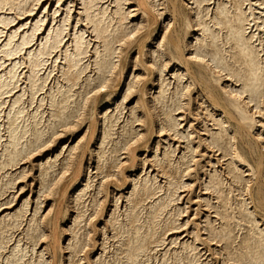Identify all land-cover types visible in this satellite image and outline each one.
Segmentation results:
<instances>
[{
  "label": "bare ground",
  "instance_id": "6f19581e",
  "mask_svg": "<svg viewBox=\"0 0 264 264\" xmlns=\"http://www.w3.org/2000/svg\"><path fill=\"white\" fill-rule=\"evenodd\" d=\"M50 2L0 0V264H264V0Z\"/></svg>",
  "mask_w": 264,
  "mask_h": 264
},
{
  "label": "rangeland",
  "instance_id": "374dc122",
  "mask_svg": "<svg viewBox=\"0 0 264 264\" xmlns=\"http://www.w3.org/2000/svg\"><path fill=\"white\" fill-rule=\"evenodd\" d=\"M71 0H62V11L60 12V13H62V12H65V10H66V6L69 4V2H70ZM74 1V9H73V14H74V24H75V20H76V18L75 17H77V14H78V11H79V8L81 7L80 6V0H73ZM57 2H58V0H51V2H50V10L48 11L47 10V13H48V18L50 19V20H53V17H54V11H55V9L57 8ZM41 11L40 12H42L43 10H44V8H42V9H40ZM169 19V16H168V12L167 13H165V15L161 18V22H160V24H162V25H164V20H166V22H167V20ZM163 27V26H162ZM155 43V42H154ZM154 43H150V48H153V47H155L156 46V44H154ZM149 56V55H148ZM147 56V57H148ZM171 69V72L174 70V67L171 65V67L169 68V70ZM134 72V71H133ZM135 72L138 74L139 72H140V70L138 69V70H135ZM172 73H174V71L172 72ZM157 74V73H156ZM159 77V75H157V78ZM153 90V91H152ZM154 91H155V89H152V88H149V90H148V98L151 100L152 99V95H153V93H154ZM198 92L197 91H195V93H194V97L195 98H197V101H202V98H200L199 97V93L197 94ZM199 97V98H198ZM136 99H137V95L136 94H134L133 96H131V98L126 102L127 104V106H128V109H129V107H132L135 103V101H136ZM196 101V102H197ZM196 102H195V104H196ZM114 104H115V102H114ZM113 106H115V105H113ZM203 107H205L204 106V104H203ZM198 117V118H197ZM188 120H192L191 122L193 123V126H194V129L198 132L199 131V133H198V135H201V136H203L204 138L206 137V135L204 134L205 132H204V130H203V115H198V116H195V117H192V118H190V117H188ZM86 122L84 123V124H82L81 125V127H79L78 128V130L75 132V134L72 136V137H77L78 135H81L84 131H85V129H86ZM196 127V128H195ZM201 131V132H200ZM81 132V133H80ZM204 132V133H203ZM203 133V134H202ZM205 135V136H204ZM67 137H68V135H67ZM66 137V138H67ZM71 137V139L73 140L74 138H72ZM164 139V141H163V139ZM167 138H168V140H167ZM173 138V139H172ZM174 138H177V137H175L174 135H172L170 138L167 136V135H163L160 139H161V143H162V146L164 145V144H166L169 140L170 141H172L173 142V144L174 145H180L179 146V148L180 149H183V147H185L186 146V142L184 141V140H179L178 138H177V140L176 139H174ZM159 140V139H158ZM182 142V143H181ZM179 143V144H178ZM182 144V145H181ZM176 145V146H177ZM206 145H204L203 146V150H206L205 152H206V158L207 159H209V156H211V154H213L212 153V151H211V149L209 150L208 148H207V146L205 147ZM95 148V147H94ZM93 148V149H94ZM207 148V149H206ZM153 150H150V151H148V152H146L145 153V155L143 154L141 157H140V160L141 159H144V158H147V159H152V155H153ZM217 154V153H216ZM95 160V159H94ZM94 160L92 159V163L94 162ZM30 163H28V164H26V165H23L24 167H26V171H27V174L23 177V178H21L20 179V182L17 184V188H16V191L17 190H21V187H23V192L19 195V197H18V201H17V203L19 202V203H21L22 202V200H21V198L23 197V196H25V195H28V194H30V192L32 193V195H35V193H36V189H38L39 188V184H38V181H37V175H38V170H36L37 168L33 165H29ZM148 164V165H147ZM147 164H146V169L149 171L150 169H151V164H149V162H147ZM140 166H142V167H140ZM148 166H150V167H148ZM36 169H35V168ZM23 168V167H22ZM34 168V169H33ZM140 169V170H139ZM142 169H143V164H142V162L140 161V163H139V167H138V171H142ZM33 172V173H32ZM29 173V174H28ZM36 173V174H35ZM35 175V176H34ZM35 179H34V178ZM22 180V181H21ZM34 181V182H33ZM37 181V182H36ZM37 185V186H36ZM32 186V187H31ZM33 189V190H32ZM198 192H199V190H198ZM197 192V189H196V193H198ZM196 193H194L192 196H195L196 195ZM187 195L185 194V197H186ZM190 196V194L185 198V199H187L188 197ZM16 203V204H17ZM67 264H68V262H67Z\"/></svg>",
  "mask_w": 264,
  "mask_h": 264
}]
</instances>
